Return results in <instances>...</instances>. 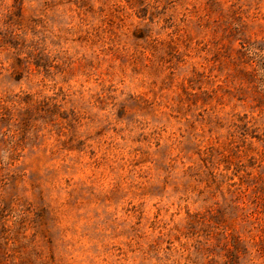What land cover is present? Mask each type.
<instances>
[{
    "label": "rangeland",
    "instance_id": "1",
    "mask_svg": "<svg viewBox=\"0 0 264 264\" xmlns=\"http://www.w3.org/2000/svg\"><path fill=\"white\" fill-rule=\"evenodd\" d=\"M0 264H264V0H0Z\"/></svg>",
    "mask_w": 264,
    "mask_h": 264
}]
</instances>
